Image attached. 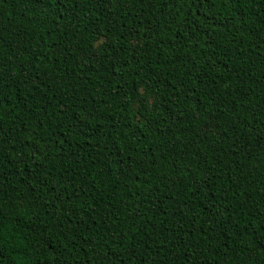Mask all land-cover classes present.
<instances>
[{
    "label": "trees",
    "instance_id": "trees-1",
    "mask_svg": "<svg viewBox=\"0 0 264 264\" xmlns=\"http://www.w3.org/2000/svg\"><path fill=\"white\" fill-rule=\"evenodd\" d=\"M0 264H264V0H0Z\"/></svg>",
    "mask_w": 264,
    "mask_h": 264
}]
</instances>
